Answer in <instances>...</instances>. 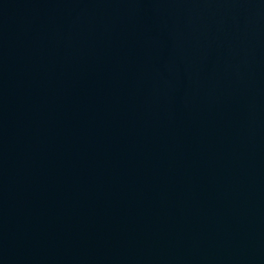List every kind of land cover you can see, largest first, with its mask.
<instances>
[{
  "label": "water",
  "instance_id": "obj_1",
  "mask_svg": "<svg viewBox=\"0 0 264 264\" xmlns=\"http://www.w3.org/2000/svg\"><path fill=\"white\" fill-rule=\"evenodd\" d=\"M0 264H264V0H0Z\"/></svg>",
  "mask_w": 264,
  "mask_h": 264
}]
</instances>
